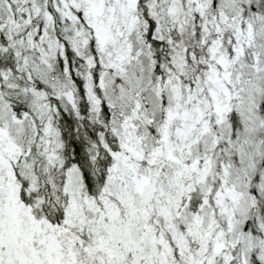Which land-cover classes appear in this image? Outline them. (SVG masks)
Instances as JSON below:
<instances>
[{
  "label": "snow or ice",
  "instance_id": "obj_1",
  "mask_svg": "<svg viewBox=\"0 0 264 264\" xmlns=\"http://www.w3.org/2000/svg\"><path fill=\"white\" fill-rule=\"evenodd\" d=\"M0 264H264V0H0Z\"/></svg>",
  "mask_w": 264,
  "mask_h": 264
}]
</instances>
